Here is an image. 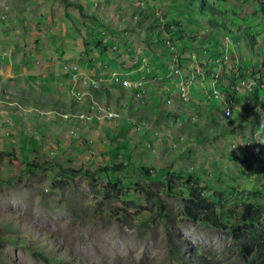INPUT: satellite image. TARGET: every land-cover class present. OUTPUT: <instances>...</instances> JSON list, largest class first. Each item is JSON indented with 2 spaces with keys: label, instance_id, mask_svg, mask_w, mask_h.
<instances>
[{
  "label": "rangeland",
  "instance_id": "rangeland-1",
  "mask_svg": "<svg viewBox=\"0 0 264 264\" xmlns=\"http://www.w3.org/2000/svg\"><path fill=\"white\" fill-rule=\"evenodd\" d=\"M77 1L83 12L71 4ZM139 1L0 0V263L172 264V250H178L186 258L192 257V264H264L249 261L233 242L229 228L244 202L261 205L264 213V144L260 136L264 90L255 91L251 109L243 114L234 110L226 119L219 99L192 103L174 98L166 105L162 80L168 77L162 76L154 81L143 103L131 89H124L134 98L131 111L129 105H122L126 96L117 97L120 92L114 86L109 85L113 97H106V102L102 95L92 93L94 102L119 108L115 121L93 123L62 117L90 106L88 98L82 103L74 99L62 71L65 63L83 66L91 58L92 66L106 69L126 60L121 59L125 57L121 52L120 58L109 49L100 52L92 36L105 31L109 40L117 42L116 51L132 45L149 57L163 53L162 44H150L152 30L148 27L152 21L159 26L162 19L176 15L183 0H142V10ZM236 7L242 11L239 17H250V3ZM187 16L196 20L189 11ZM176 18L184 26H192L182 16ZM246 21L250 30L240 35L242 42L237 45L236 37L231 38L238 58L250 49L243 43L244 38L248 40L245 35L264 40L262 21L253 17ZM203 32L201 29V35ZM208 48L211 51L213 46ZM253 48L255 55L250 51L249 58L240 63L244 69L259 67L264 59L259 44ZM182 51L209 53L197 45ZM65 107L73 109L60 114ZM177 116L184 121H177ZM127 158L154 171L171 164L182 177L188 170L207 175L200 181L206 186L207 199L216 210L232 211L225 215L226 226L178 214L183 203L178 193L186 183L178 175L175 189L159 191L170 210L167 228L163 219L153 218L144 196L130 194L122 183L116 193L104 175L94 174L113 160L120 163ZM31 162L35 167L30 168L27 163ZM64 168L88 174L69 179L61 174Z\"/></svg>",
  "mask_w": 264,
  "mask_h": 264
},
{
  "label": "trees",
  "instance_id": "trees-1",
  "mask_svg": "<svg viewBox=\"0 0 264 264\" xmlns=\"http://www.w3.org/2000/svg\"><path fill=\"white\" fill-rule=\"evenodd\" d=\"M221 2V0H191L190 3L187 2L186 9L194 11V14L197 17H206L207 23L210 26H215L216 29L220 30L227 28L226 24H224L225 21L223 20V16H225L228 21L234 22V15H236L235 11H230L232 13L230 14V12L227 11L226 6H220ZM71 4L75 5L76 8L80 9L83 12V7L79 1H77V4L75 2ZM139 8L141 10L144 9L142 7ZM140 14H143V12L140 11ZM169 17V20H165V25L162 29L160 25H155L154 21H152L150 27H148L152 30V33H148L149 37L152 38V41L150 43L151 45L155 46L158 44H162V54H166L167 52H169V49L171 52H173L171 48L165 44L164 41L165 38L170 37L169 40L171 42V46L174 48L173 50L178 53L179 57L182 56V50L184 47L189 49L197 45L199 48H201V46H199L196 41H193V39H188L185 36V30L189 28L187 25L184 26L180 24L173 15ZM191 23L192 21H188L187 24ZM104 32H102L98 36H92V41L95 45V48H97L100 52H104L109 49L114 52L117 57L120 56L119 53L121 51H116L112 47V42L110 44L107 43V40L109 39ZM154 35H156V38H153ZM185 42L188 43V46H184ZM84 45L88 44L85 43ZM87 52H89V49L87 50ZM138 54L142 55L140 54V52H138ZM155 54L156 53L153 54V57H155V60L159 63V65H157L152 60H148L150 62L149 66L151 67L152 72L156 70L155 64L158 66L159 70H163V68L161 67L163 63L159 56L161 54ZM146 55H149V53L146 52ZM91 60L92 59L90 58L87 63H90ZM101 82L102 81L99 80L100 84ZM85 90L86 89H82V91ZM90 90L92 91V89ZM101 90L110 94L109 87L102 88ZM151 91L152 90L147 91L148 95ZM137 98L140 99V97ZM133 101L134 98L133 96L131 97L130 94V96H127V102L125 106L128 107V105H131ZM143 102L144 100L142 101V103ZM114 108L118 109L117 106H114ZM130 109L132 108L128 107L129 111H131ZM71 113L64 114H67L68 116L66 118H69L71 117L69 116ZM224 116L226 119L230 118L229 116ZM179 120L181 122L184 121V119L182 118H180ZM197 140L199 139L196 138L195 142ZM27 164L30 166V168L35 167V164H33V162H31V164ZM79 170L80 169L76 170L72 168H64L61 174L64 175L65 178L69 179H74L80 173H84L85 175L88 174L86 170H83L81 172ZM179 171V169L173 168L171 164L166 166L161 165L160 167H158L157 170L154 171L153 168L149 169L143 165L135 164L133 161L127 158L125 161L120 163H116L113 160L112 163L106 165L104 169L100 168L98 170V173L95 172L94 174L104 175L105 178H107V184L111 185L112 188L116 190V193H119L118 190L121 189L120 185L122 183L126 190H130V194L138 193L141 196H144L145 201L151 204L153 210L152 215H154L153 218L158 217L163 219L167 228V220L169 217L168 213L170 212V210L165 206L161 197V192L159 191L161 190V188H163L165 192H170L168 190L170 187L175 189V177H177L178 175L179 178H184L186 180V183H183L181 185L180 193H178L183 202L180 209L178 210V214L180 216H185L195 221L209 222L215 226H226V221L224 220L227 219L226 216H229L232 211L229 209L216 210L214 202L207 199V197L205 196L206 186H204L203 183L200 182L207 175H203L199 171L193 170L190 172L188 170L187 173H184V177H182V175H179ZM155 182H159L160 185H158L157 187H153L151 184ZM220 190L223 192L222 189ZM127 194L128 193H126L125 195ZM252 205L253 204L249 201L242 203L241 210L237 216L238 219L234 223H232L233 225L231 227H229L231 229L230 237L232 238L233 242L237 245L238 249L242 253H246L247 258H249V261H264V213L262 212L263 207L261 205H258V207H252ZM150 217L149 219H153ZM171 257L172 264H192V257L186 258L182 251L172 250Z\"/></svg>",
  "mask_w": 264,
  "mask_h": 264
},
{
  "label": "clouds",
  "instance_id": "clouds-1",
  "mask_svg": "<svg viewBox=\"0 0 264 264\" xmlns=\"http://www.w3.org/2000/svg\"><path fill=\"white\" fill-rule=\"evenodd\" d=\"M94 3H96L95 0H93ZM220 6H226L227 11H235L236 15H234V22L228 21L225 16H223V20L225 21L224 24H226L227 28L225 29H216L215 26H210L207 23L206 17L200 18L197 17L194 14V11L187 10L186 4L187 2H191V0H183L180 5L179 9L176 13V15H185L182 16V18H185L188 21H192V26L187 28L185 30V36L188 39H193V41H196V43L201 46V49H208L209 53L207 51H201L198 53L197 51H191L187 54H182V56L179 57L178 53L174 51L173 47L171 46L170 37L165 38V44L168 45L173 52L170 51L166 54L159 55L163 65L161 66L163 70H160L157 74L156 72H152L151 67L149 66V61L152 60V57H149V55H146V53L140 52L139 55L138 51L135 47L128 48V46L124 45L123 50L121 53L124 54L125 57L118 56L119 58H125L126 60L123 62L121 67H115L113 69H109L105 73H98L96 77L102 76L104 74H108L111 70L120 69V68H139L142 64V57L146 58V64L149 67V76H160L161 79L162 76L168 77L167 80L164 82L163 87V94L165 99V104L168 105L166 102L167 98H170L171 101L177 99L178 101H185V102H192V103H199L200 101H206L208 102L210 99H219L220 104L222 105L224 111V115L230 116V114L235 110L238 111L240 114H243L245 110L251 109V98L256 96L255 91L257 89L264 90V59L261 58L262 54L260 53L261 64L259 67H255L250 65L249 68L244 69L242 66H240V63L242 61H245L249 58L250 51L253 52L255 55V51L253 46L258 45L260 46V50L264 51V40L263 43L261 40H258L257 37L254 35L248 34L245 35L248 40L244 38V42H247L250 45V49L248 52H244V56H240L239 58L236 55V52L233 51V41L231 38L236 37L235 42L237 45H239L241 40V34L250 30L248 27H246V19L255 18L258 21H262L264 24V0H221ZM156 2V1H155ZM250 3L252 7V13H250V17H239V14L242 12L240 11L236 5L237 4H247ZM138 5L139 7H142L144 2L142 0L139 1ZM143 8V7H142ZM148 8V7H146ZM145 9V8H144ZM187 11H189L190 15L195 16L196 20H190L187 16ZM155 14H159L158 11L155 12ZM163 14V13H162ZM173 15V14H171ZM173 15L177 21L182 24V20L179 21L177 16ZM162 18V15H160ZM166 17V14H164ZM202 19V21H200ZM239 21V24L236 21ZM163 23H160L161 29L165 25V21L162 19ZM183 25V24H182ZM199 25L201 27H199ZM183 28V27H182ZM201 29L204 31L201 35ZM219 35L216 37V35ZM188 35V36H187ZM199 36L201 37V40L199 41ZM112 38V37H111ZM153 38H156V35H154ZM152 39V38H151ZM214 40H216L214 42ZM114 45L117 46V42L115 43V39L110 40ZM214 42V43H213ZM211 44L213 46V49L211 51L209 50L208 46ZM112 46V47H113ZM114 48V47H113ZM125 48V49H124ZM115 49V48H114ZM216 49V50H215ZM218 50V51H217ZM131 51V52H130ZM157 55V52H155ZM232 53V54H231ZM154 54V53H153ZM202 54V55H201ZM131 57L135 58L131 61ZM234 57V58H233ZM117 58V55H116ZM159 58V57H158ZM175 58V61L177 62L178 70H179V76L184 81H188V93L186 98L181 96V90L176 85V81L178 80L177 76L174 77L173 73L169 75L170 67H169V61ZM234 60V61H232ZM106 64V63H105ZM77 65L78 64H74ZM106 66V65H105ZM78 68L81 71L82 70L79 66ZM142 71V69H140ZM141 71H136L133 75H137V73H140ZM155 73V74H154ZM263 75V77H262ZM195 82L199 87L196 86ZM209 82V86L206 84ZM114 86L121 90H124V88H121L118 85H113L108 83L106 87ZM153 87V85L151 86ZM152 90V89H149ZM176 91L174 94H172L171 91ZM199 90L201 93V99L199 95H195V92ZM99 91V92H98ZM215 91L218 93L217 96L215 95ZM93 94L94 93H106L105 91H102L101 89H92ZM119 95H117L118 97ZM148 96V93L146 97ZM199 97V98H198ZM190 100V101H189ZM117 101V100H116ZM198 101V102H196ZM104 102V101H103ZM13 103H17L16 101ZM19 104V103H18ZM170 104V103H169ZM21 105V104H20ZM261 106H264V104H261ZM264 108V107H263ZM38 111V109H35ZM65 111H61L60 114ZM47 113V112H46ZM182 116H177V118H181ZM177 121L181 122L179 119ZM183 119V118H182ZM111 122V121H110ZM130 122H132V119L130 118ZM183 122V121H182ZM95 123V122H93ZM91 124V123H90ZM134 126L140 127L136 125V122L133 123ZM260 136L262 139V143L264 144V129L260 131ZM250 142L247 141V145ZM264 154V153H263Z\"/></svg>",
  "mask_w": 264,
  "mask_h": 264
},
{
  "label": "bare ground",
  "instance_id": "bare-ground-1",
  "mask_svg": "<svg viewBox=\"0 0 264 264\" xmlns=\"http://www.w3.org/2000/svg\"><path fill=\"white\" fill-rule=\"evenodd\" d=\"M133 60V57H131V61ZM169 67H170V71H169V75L170 76L172 73L173 75H178V66H177V62L175 61V58H172L169 61ZM130 79V70H122L118 75H117V85L120 86L121 88H129V83L125 80ZM149 79H158V77L155 76H149ZM100 80L103 82L104 80L109 81L111 83V76H102V78L100 77ZM179 83L183 84V80L182 79H178L176 81V85L179 87ZM185 86H181L179 87L181 90V96H183L184 98H186V95L188 93V81L185 82ZM93 88L95 89H101L104 88V86L102 85V83H99V80H95V83L93 85ZM106 88V87H105ZM151 89V88H145V83L142 82L141 79H134V83L131 85V90H132V94L136 97H140L141 101L144 100V96L145 94H147V91ZM130 90V89H129ZM83 92L88 93L89 95H91L90 97H92V91L90 89H86L85 91H82V96H86ZM135 93V94H134ZM217 92L215 91V95L217 96ZM78 101V100H77ZM96 101V100H95ZM80 103H82L83 101H79ZM166 102L169 104L171 103V99L167 98ZM92 103L94 106H89L88 108L86 107V111H84L83 109L79 111H77L76 113H71L69 116L73 117V118H79L82 121H92L95 123H102L105 122L104 120H109V114H117V118L119 117V112H117V109H112L111 107L107 106V105H102V104H98L96 102H94L92 100ZM123 106L126 105V103H122ZM119 109V108H118ZM99 110H104V113H102V117H92L91 114H99ZM68 115L64 114L62 115V117L66 118ZM76 120V119H75ZM102 122H99V121ZM133 123L135 121H132Z\"/></svg>",
  "mask_w": 264,
  "mask_h": 264
},
{
  "label": "built area",
  "instance_id": "built-area-1",
  "mask_svg": "<svg viewBox=\"0 0 264 264\" xmlns=\"http://www.w3.org/2000/svg\"><path fill=\"white\" fill-rule=\"evenodd\" d=\"M116 48V45L113 46ZM135 58H133L134 60ZM142 69V71L140 70ZM72 88H71V93L74 97L75 100L78 101H83L85 98H88V101L90 103V106H94L92 103V97H86L82 96V89H93V85L95 83V80H100V77L102 76H111V83L113 85H117V75L120 73L122 70H130V79H127L129 83V89H131V85L134 83V79H141L143 83H145V88H151L152 84L156 79H149V67L146 64V58L142 57V64L140 65L139 68H128V67H123L120 69H115L111 70L108 74H104L102 76L96 77L94 75H88L85 71H81L77 65L72 66ZM136 71H141L140 73H137V75H133ZM179 70H178V79H182L179 76ZM174 76V77H175ZM108 84H104V88ZM183 86H185V81L183 80ZM102 113H104V110H99V114H91L92 117H102ZM117 119V114H109V120H104L106 122L109 121H115Z\"/></svg>",
  "mask_w": 264,
  "mask_h": 264
},
{
  "label": "crops",
  "instance_id": "crops-1",
  "mask_svg": "<svg viewBox=\"0 0 264 264\" xmlns=\"http://www.w3.org/2000/svg\"><path fill=\"white\" fill-rule=\"evenodd\" d=\"M115 58H116V56H115ZM113 59L114 60V62L116 63L117 62V59ZM152 58L154 59L153 60V62H155L157 65H159V63L155 60V57H153L152 56ZM116 60V61H115ZM120 62H122V61H120ZM120 62H119V65L118 66H116L117 68L118 67H121V64H120ZM87 63V62H86ZM74 64H77V63H73V64H64V69H62V71H64V72H66V74H65V76H66V78L68 79V81L70 82V85L68 84V87H70V92H71V88H72V80H71V77H72V73H73V70H72V66L74 65ZM155 64V69L158 67L157 65ZM89 65V66H88ZM104 65H106L107 66V63L106 64H104ZM78 66L82 69V70H84L88 75H94V76H97L98 75V73H105L106 71H108L109 69H113V68H115V67H113V68H109V69H105V67H103V68H99V66H92V62H90V63H87L86 65H83L82 66V64H78ZM159 69V68H158ZM158 69H156L154 72H156L157 73V71L159 72L160 70H158ZM32 73V72H31ZM262 77H263V75H262ZM264 78V77H263ZM262 81H264V79H262ZM117 91H119L120 93H117V95H120V96H123V94L126 96V98H127V92L125 91V90H121V89H119V88H117V87H114ZM151 89H153V87H151ZM112 93V91H110V94H108V93H95V94H100V95H102V97H103V101L104 102H106L109 98H110V100H111V97H113V95L111 94ZM195 95L197 96V95H199V97H200V99H201V93H200V91L199 90H197L196 92H195ZM106 97H108V99L106 98ZM198 97V98H199ZM99 99V98H98ZM15 102V101H14ZM17 103H19V104H21L20 102H17ZM22 105V104H21ZM112 107H114V106H112ZM129 107H130V105H129ZM34 109H37V107H35ZM69 108H66L65 107V112L66 111H70V110H72L73 108H71L70 110H68ZM51 110H53V109H50L49 111H47V113L48 112H52Z\"/></svg>",
  "mask_w": 264,
  "mask_h": 264
}]
</instances>
